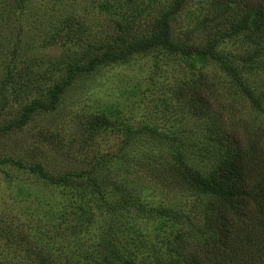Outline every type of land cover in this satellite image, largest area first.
Returning a JSON list of instances; mask_svg holds the SVG:
<instances>
[{"label":"rangeland","instance_id":"1","mask_svg":"<svg viewBox=\"0 0 264 264\" xmlns=\"http://www.w3.org/2000/svg\"><path fill=\"white\" fill-rule=\"evenodd\" d=\"M177 2L0 0V127L32 101L47 104L67 66L114 48L124 32L126 42L156 37L162 22L172 41L210 46L259 104L218 61L158 46L75 73L53 108L0 132L1 260L37 264L34 254L75 264L88 244L115 240L120 264H178L176 249L197 242L210 200L186 177L215 172V137L254 138L264 148L262 42L236 30L222 0H182L163 18ZM32 164L44 175L29 172ZM87 175L106 181L98 188L105 201ZM126 197L140 208L123 205Z\"/></svg>","mask_w":264,"mask_h":264},{"label":"trees","instance_id":"2","mask_svg":"<svg viewBox=\"0 0 264 264\" xmlns=\"http://www.w3.org/2000/svg\"><path fill=\"white\" fill-rule=\"evenodd\" d=\"M182 0H178L176 6L165 12L163 18L172 13ZM224 11L233 12L237 20V31L246 32L249 36L258 38L261 49H264V0H222ZM161 32L152 38L131 40L126 42V32L115 41V47L102 48L83 62L75 63L66 67V75L59 84L54 85L49 92L47 104L32 101L24 108L23 114L17 122H10L5 127H0V132L5 129L18 128L27 120L29 113L35 108H53L60 94L71 78L77 72H89L96 65L120 60L126 56L147 51L154 47H162L170 52L182 55H203L209 59L218 61L230 79L238 85L239 90L258 110L259 104L253 98L251 92L240 83L236 73L230 67L222 64L220 56L210 46H186L184 41H172L165 22ZM201 23V22H199ZM198 25L193 26L196 29ZM125 31V30H124ZM120 47V45H122ZM217 144L222 151L216 162L215 172L203 179L194 174L187 175L186 183L201 193L208 195L210 200L203 201L202 223L199 229L194 231L198 234L195 244L188 246L180 244L176 249L178 264H264V148H260L254 138L242 141L235 136H216ZM29 172L44 175L40 172L39 164L27 166ZM75 174V178L80 175ZM63 178H58V181ZM85 180L93 186L95 194L100 202L106 200V195L100 189L106 181L97 176H85ZM51 183L52 180H49ZM57 181V182H58ZM74 195V194H71ZM125 196H122L123 198ZM122 204H132L137 210L140 206L129 198L121 199ZM118 205V204H117ZM116 209V205L107 207ZM144 212H147L144 210ZM171 219H179L181 216L171 210H164ZM40 235L41 231H37ZM101 241V240H100ZM123 242L101 241L88 244L91 249L76 253L75 264H120L117 252ZM38 248V247H37ZM32 262L37 264H62L57 256H35ZM65 260V258L63 259ZM0 263L6 262L0 259ZM19 263H21L19 261Z\"/></svg>","mask_w":264,"mask_h":264}]
</instances>
